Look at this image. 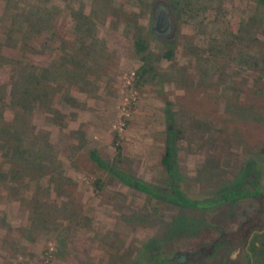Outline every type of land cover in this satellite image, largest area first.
Listing matches in <instances>:
<instances>
[{
  "label": "rangeland",
  "instance_id": "374dc122",
  "mask_svg": "<svg viewBox=\"0 0 264 264\" xmlns=\"http://www.w3.org/2000/svg\"><path fill=\"white\" fill-rule=\"evenodd\" d=\"M163 9L167 34L154 28ZM137 33L157 69L139 82ZM169 47L172 59L162 56ZM262 56L256 0H0V264H140L149 244L174 264L182 253L194 264H257L243 243L254 228H238L256 202L176 207L90 154L166 187L161 158L173 128L189 196L254 171L264 183ZM220 230L236 240L213 249ZM150 255L146 263H167Z\"/></svg>",
  "mask_w": 264,
  "mask_h": 264
},
{
  "label": "trees",
  "instance_id": "16d2710c",
  "mask_svg": "<svg viewBox=\"0 0 264 264\" xmlns=\"http://www.w3.org/2000/svg\"><path fill=\"white\" fill-rule=\"evenodd\" d=\"M258 3V7L263 9L264 7V0H256ZM135 47L136 51L139 55H141V59L143 64L138 69L137 73L139 75L138 82L142 79H145L147 76L151 75V78H155L157 75V69L155 66V59L154 53L150 50V45L142 33H137L135 37ZM175 55L174 47H169L168 50L162 55L166 58L172 59ZM264 61V56H262ZM264 64V62H263ZM264 68V65L262 66ZM170 138L166 145V150L164 155L161 158V163L166 169L169 178H168V185L166 187H155L153 184L142 180L136 179L131 176L127 171H125L122 167L115 166L110 164L106 159H104L98 151L93 150L91 152V158L99 165V167L109 171L118 181L129 185L130 187L135 188L138 191L147 193L149 197H153L154 199L158 200L159 202H168L176 207H185L193 210H202V211H214L215 209L219 208L220 206L227 204V203H239V202H256L258 204L257 211L255 213V217L253 219L249 218V222H243L246 225H239V229L248 228V233L251 229L256 228H264V184L261 181V173L257 175V172L250 173V178L245 180H239L232 185L223 186L214 190L213 192L209 193L203 197H192L186 194V192L181 189L180 187V174L178 171V166L175 161V143L172 138L174 134V129H170ZM119 156H121L122 146L118 145ZM261 164H263L261 162ZM252 168L256 171L260 169L258 166H252ZM243 175V174H242ZM96 185L100 184V180L94 181ZM33 215L36 218L40 217V211L33 210ZM251 219V220H250ZM179 222H174V227H176ZM191 223V222H190ZM194 224V223H191ZM202 224L196 223L194 226L199 227ZM247 226V227H246ZM174 229V228H173ZM241 229V230H242ZM175 231V230H173ZM233 235V234H232ZM258 236V235H257ZM264 236V234L262 235ZM232 240V241H231ZM234 235L231 236V239H227V235L224 231H219L218 240L215 241L212 248L215 249L222 241L228 242V244H233ZM248 242V235L244 236L243 243L245 244ZM153 246V247H152ZM146 245L144 248V257L145 259L141 261L140 264L146 263V258L150 253V257L156 259L159 263H166V264H174V261H171L169 258L171 256H167L164 258H157V254L153 250L154 245ZM252 252L255 255V259L257 264L260 262H264V242L260 244L259 247L256 246L255 243L252 242V246L250 247ZM152 250V252L150 251ZM210 252V251H209ZM208 252V253H209ZM148 253V254H147ZM142 254V252L140 253ZM139 254V255H140ZM133 264H136V258L132 261ZM146 264H153L152 262ZM264 264V263H263Z\"/></svg>",
  "mask_w": 264,
  "mask_h": 264
},
{
  "label": "flooded vegetation",
  "instance_id": "af4514ba",
  "mask_svg": "<svg viewBox=\"0 0 264 264\" xmlns=\"http://www.w3.org/2000/svg\"><path fill=\"white\" fill-rule=\"evenodd\" d=\"M262 181V180H261ZM262 183H263V181H262ZM264 184V183H263ZM251 218V217H250ZM251 220V219H250ZM247 221V220H246ZM264 234V228H262V229H260V228H256V229H254L253 231H252V233L250 234V236L248 237V242H246V248H245V250H246V252H247V254H248V256L250 257V261H252V262H254L255 261V255H254V253L252 252V250L250 249V247L252 246V242H251V240H252V237H254V236H262ZM228 243V242H227ZM241 243V242H240ZM255 244H256V246L257 247H259L260 246V244L258 243V242H255ZM241 245L238 247V250L240 249L241 250ZM249 248V249H248ZM179 258H182V259H179ZM177 260L178 261H176L178 264H185V263H192V264H194V260L192 259H190L189 257H188V255L187 254H185V253H182L181 255H178L177 256Z\"/></svg>",
  "mask_w": 264,
  "mask_h": 264
},
{
  "label": "water",
  "instance_id": "95a60500",
  "mask_svg": "<svg viewBox=\"0 0 264 264\" xmlns=\"http://www.w3.org/2000/svg\"><path fill=\"white\" fill-rule=\"evenodd\" d=\"M172 19L170 13L163 9L158 13L156 24L154 26L155 30L159 34H167L171 29Z\"/></svg>",
  "mask_w": 264,
  "mask_h": 264
},
{
  "label": "built area",
  "instance_id": "2783aa9c",
  "mask_svg": "<svg viewBox=\"0 0 264 264\" xmlns=\"http://www.w3.org/2000/svg\"><path fill=\"white\" fill-rule=\"evenodd\" d=\"M124 124V123H123Z\"/></svg>",
  "mask_w": 264,
  "mask_h": 264
}]
</instances>
